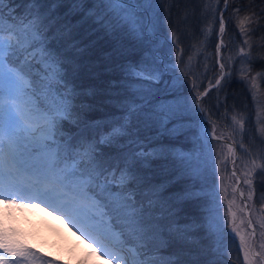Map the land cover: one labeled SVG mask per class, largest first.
Returning <instances> with one entry per match:
<instances>
[{"label": "trees", "instance_id": "obj_1", "mask_svg": "<svg viewBox=\"0 0 264 264\" xmlns=\"http://www.w3.org/2000/svg\"><path fill=\"white\" fill-rule=\"evenodd\" d=\"M124 1L136 5L138 10L131 6L129 12L123 11L128 9L124 3L119 7L100 6L101 14L97 19H104V24L88 20L76 30L77 39L82 40L86 50L80 59L81 71L74 80L77 95L73 103L83 109L80 118L90 126L86 135L90 140H99L118 126L117 121L133 125L132 131L140 132L139 142L143 145L142 148L134 145L135 150L155 154L149 157L150 163H144L140 175L150 178L151 184L165 185L162 201L172 198L185 187L195 193L191 200L172 210L178 213L174 216L167 211L165 203L156 205V211L152 213L154 223H159L164 232H196L197 238H204V247L209 250L204 258L215 264H247L238 242L226 233L220 234L212 220L211 205L223 179L215 165V150L222 149L225 142L208 137L205 140L201 116L193 97L214 83L224 71L220 84L201 100L210 126L213 127L215 122L220 131L218 135L229 139L232 136L227 133L229 129L242 121L247 137L262 140L259 130L261 127L264 132V0H227V7L224 0H159L148 16L144 15L138 0ZM114 7L116 10L112 11ZM31 8L26 0H12L4 9V17L14 20L17 25L26 21L30 23ZM65 10L66 6L60 12ZM131 12L143 19L141 25L124 19ZM13 15H24L25 20L19 22ZM148 17H151L154 28L148 25ZM221 17L225 30L220 38ZM245 17L249 20L242 33L240 21ZM80 19V16L72 17L74 23ZM208 28L212 35L205 44L204 32ZM220 40L223 41V69L217 63ZM245 40L248 44L244 43ZM49 42L53 51L60 47L51 36ZM188 59L193 68L186 67ZM155 70L162 73V82L138 74L146 71L148 75H157ZM71 87L73 84L70 83ZM35 96L42 102L44 110L53 103L52 96H46L43 91L38 90ZM185 100L187 109L182 112L180 121H165L150 131L133 115L135 109L146 105L158 110L162 105H175ZM68 127L65 123V135ZM161 153L166 159L160 158ZM254 190L257 195L264 194L263 172L256 174ZM146 195H150V187L134 191L138 207L141 203L147 206ZM101 207L103 213H109L108 219H114L116 224L123 223L109 208ZM171 251L161 248L154 254L167 257ZM31 252L36 254L35 258L30 253L27 255L34 260L33 264H45L42 253Z\"/></svg>", "mask_w": 264, "mask_h": 264}, {"label": "snow or ice", "instance_id": "obj_2", "mask_svg": "<svg viewBox=\"0 0 264 264\" xmlns=\"http://www.w3.org/2000/svg\"><path fill=\"white\" fill-rule=\"evenodd\" d=\"M11 2L0 0V24L4 19V9ZM26 2L32 5L28 27L23 32L8 28L7 31L14 35H0V198L7 196L10 198L9 203H14L15 199L25 198L20 193H26L28 199L39 200L54 212H60L77 232L83 233L95 245L93 253L105 260V264H111L113 260L117 264H215L213 260L204 258L209 250L204 247V238H197L196 232H164L159 223H154L152 213L156 211V205L163 202L168 212L177 215L172 210L195 196L192 189L185 187L172 198L162 201L165 185L151 184L150 178L140 175L144 163H150L149 157L155 155L152 152H137L133 147H143L139 142L140 132H133L130 123L117 121L118 126L111 132L99 140H90L86 135L90 126L80 118L83 109L73 103L77 95L74 80L81 71L80 59L86 50L82 40L77 39L76 30L88 20L104 24V19H97L101 14L100 6L119 7L124 0ZM157 3L158 0H138L145 16ZM224 3L227 7V0ZM65 6L66 10L60 12ZM115 10L114 7L112 11ZM123 11L127 12V9ZM74 16H80L81 19L74 23ZM135 16L136 13L131 12L124 19L135 23ZM248 20L245 17L240 21L242 33L246 31L244 25ZM219 24L222 35L225 30L223 17ZM148 25L155 27L151 17H148ZM5 31L0 26V33ZM49 36L53 42L58 41L60 44L55 51L51 50ZM172 40L175 42L174 34ZM244 43L248 44V41ZM176 59L179 64V52ZM223 67L221 64V69ZM155 71L156 77L147 79L162 82V73ZM70 83L73 84L71 88ZM216 84H220V79L216 80ZM61 88L64 91L61 92ZM38 90L46 96H52L53 103L44 111L34 100ZM95 94L93 89L92 95ZM206 94L207 89L193 97L197 107ZM186 109L185 100L175 105H162L158 110L146 105L135 109L133 115L137 120H142L150 131L165 121H180ZM199 111L203 112L204 109L199 107ZM65 123L69 125L67 135L64 134ZM239 123L243 130V122ZM81 125L85 127L81 128ZM165 130H168L166 125ZM212 135H215V126ZM203 136L206 140L207 127L203 129ZM53 145L55 151L52 150ZM32 146H36L32 150L43 153L39 163L33 162L31 158ZM160 158L166 159L162 153ZM253 165L256 167L254 161ZM246 175L250 176L251 171ZM245 183L251 184V181L246 180ZM145 187H150V195L144 197L148 204L143 206L141 203L138 207L134 191ZM89 205L109 208L113 216L123 223L116 224L114 219L105 221L102 217L108 215L107 212L99 216L87 213L85 209ZM231 207L229 204L233 231L240 235ZM261 226L264 227V224ZM240 240L247 264H253L257 257L264 264V254L254 253L243 235H240ZM161 248L173 251L167 257L155 255ZM261 248L264 249V244H261ZM0 252L8 254L5 264H9V261L19 264L13 257L27 259L29 253L33 258L36 256L30 249L10 241L3 232H0ZM49 264L53 262L49 261Z\"/></svg>", "mask_w": 264, "mask_h": 264}, {"label": "rangeland", "instance_id": "obj_3", "mask_svg": "<svg viewBox=\"0 0 264 264\" xmlns=\"http://www.w3.org/2000/svg\"><path fill=\"white\" fill-rule=\"evenodd\" d=\"M124 4L128 6L127 12L131 10V6H134L136 10H138L136 5L129 3L128 1H124ZM154 7L155 5H153V8ZM152 13L153 10L150 12V15ZM23 16L24 15H13L15 20L19 22L25 20ZM142 20L136 16L135 23L139 26L141 25ZM3 21H5V23L2 22L0 26L4 27L6 30L8 28H12L19 32H23L24 28L29 23L26 21L22 25H17V23L9 21L5 17ZM3 33H0V35H8ZM211 35V30L208 28L204 32L203 40L205 44L209 43ZM167 44L168 43H165V45ZM222 47L223 43L221 44V48L219 47V50L217 49V57L220 58V62L219 59L217 61L218 64H223ZM186 67L193 68L191 60L188 59L186 61ZM138 74L150 77L148 75L149 73L146 71H140ZM151 77H156V74L151 75ZM34 100L35 103L40 107L41 111H44V107L41 106L42 102H39L36 96L34 97ZM213 126H215L216 133H220V131L218 132V126L215 122H213ZM231 128L232 129H229L227 133L232 134L229 139L235 143L236 150L227 143H225L222 149L217 148L215 150V165L217 166V171L220 172V175L223 177V179L221 187L213 198V204L211 205L212 220L215 225V229L220 234L226 233L238 242V248L241 254H243V257L244 253L240 247V235H243L245 240L252 246L253 252L254 240L256 239L255 252L264 254V249L261 248V244H264V235H262V233H264V227L261 226L264 224V194L257 195L254 190V180L256 174L261 172L264 173V132L260 127L259 134L263 138L262 140H258L255 137H247L248 135L244 132V128L241 130L240 125L234 123ZM241 145H243V147H241ZM35 147L36 146H32V148H30L31 158L33 162L39 163L43 158V153L39 150H32ZM217 161H219V163H217ZM253 161L255 162L256 167H254ZM231 162L234 163L236 172L242 177L240 188L248 202L247 207L249 208L250 217L252 220L251 226H253L255 229L254 235L246 216L245 201L240 199L236 192L238 177L237 175L233 174L232 170L230 169ZM249 171H251L250 176L246 175V173ZM246 180H250L251 184L245 183ZM20 195L25 198L15 199V202H17L15 206L11 205L12 203H9V197L5 196L0 198V222H3L6 228L3 229L0 226V232L6 233L10 241L24 242V237H27V233V235L30 236L32 240H34L36 245L41 250H44L50 255V258L47 260L53 262V264H59L57 260L61 262L60 259L62 257L67 258L68 256L72 261L75 262V260L80 254L83 253V251L87 257L85 260L83 258L81 259V264H105V260L99 259V257L93 253V248H95V245H93L92 242L83 235V233L77 232L72 224L68 222L66 216H62L60 212H54L52 208L46 206L45 203L36 205V200L28 199L23 193ZM9 204L14 208V212L10 213V215L14 216L15 218L17 217L19 220L18 225L20 226L18 227L16 236H14L13 231H10L9 229V222L7 219L8 214H3V211L7 208L5 205ZM229 204L232 206L231 211L235 213L234 223L240 235H237V233L233 231L232 217L229 214ZM85 211L87 213L94 211L96 214L100 212L97 207H93L91 205H89ZM3 215L5 216L3 217ZM53 215L58 217L55 218ZM7 255L0 252V264H5ZM51 257H54L55 259L52 260ZM13 260H18L19 264H31L30 259L13 257ZM43 262L48 264L44 260ZM9 264H12V262L9 261ZM111 264H117V262L113 260L111 261ZM253 264H261L260 258L257 257L256 260L253 261Z\"/></svg>", "mask_w": 264, "mask_h": 264}, {"label": "water", "instance_id": "obj_4", "mask_svg": "<svg viewBox=\"0 0 264 264\" xmlns=\"http://www.w3.org/2000/svg\"><path fill=\"white\" fill-rule=\"evenodd\" d=\"M218 79H220V81H221V79H222V75L220 76V77H218ZM217 86V84H216V81L213 83V84H211V85H209L206 89H207V93L212 89V88H214V87H216ZM205 89V90H206ZM205 90H204V92H205ZM199 107H202V105H201V102L199 101ZM199 107H197V105H196V109L198 110V112L201 114V118H202V122H203V125H204V128L205 127H207V129H208V137L209 138H211V139H213V140H215V141H224V142H227L228 144H230L231 146H233L234 148H236V146H235V144L232 142V141H230V140H226V139H224V138H222V137H219L218 135H212V129L209 127V125H208V121H207V118H206V116H205V114H204V111L203 112H200L199 111ZM203 108V107H202ZM234 163L233 162H231L230 163V167H231V170L233 171V172H235L236 173V171H235V167H234V165H233ZM241 176L238 174V181H237V185H236V192H237V194L239 195V197L241 198V199H243L244 201H245V205H246V208H245V212H246V216H247V218H248V223H249V220H251V217H250V212H249V209H248V202H247V200H246V198H245V196H244V193L241 191ZM252 222V221H251ZM250 226V225H249ZM250 228L253 230L254 229V227L253 226H250ZM255 230V229H254ZM253 250H254V253H257V252H255L256 251V239L254 240V245H253Z\"/></svg>", "mask_w": 264, "mask_h": 264}, {"label": "bare ground", "instance_id": "obj_5", "mask_svg": "<svg viewBox=\"0 0 264 264\" xmlns=\"http://www.w3.org/2000/svg\"><path fill=\"white\" fill-rule=\"evenodd\" d=\"M252 223V222H251Z\"/></svg>", "mask_w": 264, "mask_h": 264}]
</instances>
